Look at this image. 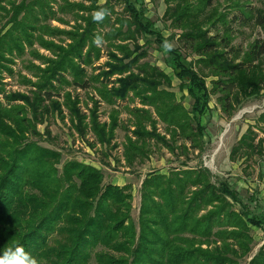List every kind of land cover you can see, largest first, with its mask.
I'll list each match as a JSON object with an SVG mask.
<instances>
[{"label":"trees","instance_id":"trees-1","mask_svg":"<svg viewBox=\"0 0 264 264\" xmlns=\"http://www.w3.org/2000/svg\"><path fill=\"white\" fill-rule=\"evenodd\" d=\"M224 1L264 30V9L245 12L238 1ZM112 2L121 3L128 18L116 17L118 27L114 24L103 35L98 29L110 22ZM98 3L21 0L8 2V8L0 5L6 19L0 29V257L21 248L18 256L25 264L30 259L37 264H240L252 251L251 228L264 230V215H255L227 182L215 184L208 169L184 166L167 174H149L140 186L136 225L131 218V187L103 185L99 171L76 161L64 163L59 171L60 155L32 138L39 136L37 125L44 117L59 111L54 101L58 88L65 84L87 90L101 77L102 99L112 103L128 94L139 98L171 131L172 144L183 142L177 149L201 155L205 135L201 118L212 95H219L228 115L242 101L264 97V41L254 42L237 62L239 55L226 50L229 35L219 39L213 34L230 24L213 7V0H164L163 18L181 31L179 44L198 58L195 70L178 49L167 45L135 0ZM59 13L71 15L73 32L47 22L66 23ZM139 34L155 37L167 49L168 66L192 102L188 110L175 102L173 93L159 89L171 85L164 72L140 64L145 54L139 45L132 51L122 45ZM103 40L117 54L108 52L106 72L89 77L85 67L100 59L96 41ZM34 45L51 57L40 55ZM26 53L40 61V66L32 62L25 66L36 79L28 82L30 94L6 93L3 74L12 76L11 65ZM203 75L213 78L211 89ZM112 76L118 77L117 87L107 90L102 81ZM65 99L70 110V98ZM258 122L264 125V113ZM136 127V141H129L132 152L139 154L153 136ZM93 130L101 139L100 130ZM255 137L248 129L232 148L231 159L241 153L260 155L263 140L255 144ZM246 264H264V246Z\"/></svg>","mask_w":264,"mask_h":264},{"label":"rangeland","instance_id":"rangeland-1","mask_svg":"<svg viewBox=\"0 0 264 264\" xmlns=\"http://www.w3.org/2000/svg\"><path fill=\"white\" fill-rule=\"evenodd\" d=\"M21 0H0L1 6L8 8V2ZM80 2V0H71ZM98 6L103 5L106 0H98ZM138 8L143 10L144 15L165 39L167 45L173 49H178V53L191 63L193 69L199 66L195 64L198 59L185 49L177 41L180 30H173L170 26V19L163 18L165 12L164 0H135ZM244 7L245 12L253 9H264V0H235ZM88 6V3H84ZM218 9L221 15L227 17L228 26L225 29L218 28L213 34H218L221 39L224 34H228L230 40L226 48L231 55H239V61L245 52L254 42L264 41V30L255 25L252 20H244L240 13L231 8V4L224 0H213V7ZM113 13L108 14L110 22L103 29H98L101 34H106L115 24L116 17L127 19L121 3L112 2ZM56 10V6L53 7ZM247 10V11H246ZM4 13L0 11V29L6 23ZM64 24L57 21L48 20L53 27H57L67 32H73L75 28L71 15H62ZM9 26L6 27V29ZM122 31L126 28L123 26ZM131 32V31H130ZM174 36L173 39L171 37ZM163 39V40H164ZM61 38L60 41H64ZM58 41V40H57ZM58 43V42H57ZM66 43H69L66 40ZM106 41H96V46L100 51V59L93 62L91 67H85L87 76H101L106 72L105 63L108 61V52H113ZM119 44V43H117ZM139 45L145 56L140 60V64L148 63L159 68L170 79L169 86H161L160 90H165L174 94L175 102L188 110L191 100L186 90L181 89L180 82L175 78L171 68L168 66L170 58L165 47H161L155 41V37L138 35L135 40H126L122 45H127L132 51L133 45ZM60 45V44H58ZM224 45V44H223ZM40 55L51 57L49 52L34 45ZM223 49V46H221ZM117 54V53H116ZM28 62L40 66L39 60L35 61L26 53L22 59L15 60L11 65L13 75L3 74V88L6 93L30 94L31 85L29 81L35 83L36 79L25 68ZM264 63V60H263ZM44 67V66H42ZM207 87L211 89L213 78L206 75ZM24 78V79H23ZM118 77L112 76L102 82L107 90L117 87ZM103 78L94 81L92 88L81 90L74 85H62L57 89L54 101L59 104V111L44 117L43 122L37 125L38 137L32 138L41 148L56 152L60 155V163L57 165L59 171L64 163L76 161L86 166H90L99 171L103 176V185L131 187V218L137 225L140 207V186L149 174H167L172 169H183L203 167L210 171L215 184L227 182L231 189L239 194V198L255 215L264 214V125L258 122L259 116L264 113L263 94L242 101L231 115L225 114L222 104L218 102V94L212 95L209 109L201 118L205 126L203 137L204 151L201 155L197 152L188 151L186 153L177 149L183 144L181 140L172 144V133L158 120L154 108L142 106L140 99L128 94L125 100L113 99L108 103L102 99L98 89L101 88ZM67 80L70 77L67 76ZM66 96L70 98V110L66 105ZM138 126L141 132L151 133L153 137L148 138L147 144L139 154H134L130 148V141H136L135 132ZM98 128L103 136L94 132ZM251 129L255 134V144L262 139V153L253 154L251 157L243 153L235 155L231 159V151L241 137ZM103 138V139H102ZM166 142L171 144L173 149L167 147ZM139 143H137L138 145ZM185 166V167H184ZM253 243L249 256L242 259L240 264H246L256 252L264 246V231L252 228L250 231Z\"/></svg>","mask_w":264,"mask_h":264},{"label":"clouds","instance_id":"clouds-1","mask_svg":"<svg viewBox=\"0 0 264 264\" xmlns=\"http://www.w3.org/2000/svg\"><path fill=\"white\" fill-rule=\"evenodd\" d=\"M22 251L23 250L21 248H17L15 252L9 249L4 253L3 257H0V264H25V262L18 256V254L22 253ZM28 264H37V261L35 259H30Z\"/></svg>","mask_w":264,"mask_h":264},{"label":"crops","instance_id":"crops-1","mask_svg":"<svg viewBox=\"0 0 264 264\" xmlns=\"http://www.w3.org/2000/svg\"><path fill=\"white\" fill-rule=\"evenodd\" d=\"M230 157H231V155H230ZM239 195V194H238ZM236 208H238V207H236ZM264 215V214H263ZM262 216V215H261ZM252 228H255V227H252ZM251 228V229H252ZM255 229H260V228H255ZM260 230H262V229H260ZM262 231H264V230H262Z\"/></svg>","mask_w":264,"mask_h":264}]
</instances>
